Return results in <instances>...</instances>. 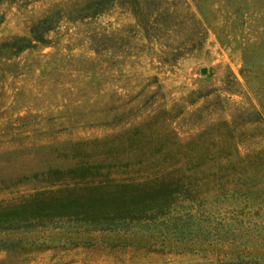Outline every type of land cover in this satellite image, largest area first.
Listing matches in <instances>:
<instances>
[{"label":"rangeland","instance_id":"1","mask_svg":"<svg viewBox=\"0 0 264 264\" xmlns=\"http://www.w3.org/2000/svg\"><path fill=\"white\" fill-rule=\"evenodd\" d=\"M62 97L69 111L56 108ZM231 145L239 157L264 154V0H0V179L84 160L112 172L186 170L184 158H236ZM45 185L0 180V207ZM40 231L16 237L40 243ZM2 246L0 264L234 259L100 242Z\"/></svg>","mask_w":264,"mask_h":264},{"label":"trees","instance_id":"2","mask_svg":"<svg viewBox=\"0 0 264 264\" xmlns=\"http://www.w3.org/2000/svg\"><path fill=\"white\" fill-rule=\"evenodd\" d=\"M61 99L56 108L69 111L68 99ZM232 147L236 158L225 151L207 153L201 162L199 157L184 158L193 165L186 170L112 172L103 171L102 161L84 160L68 169L6 174L8 179L1 181L33 180L45 183L46 190L35 187L24 201L0 207V232L6 234L2 248L30 244L42 250L100 242L153 252L216 250L233 255L226 264L264 262V219L257 218L263 209L258 201L264 190V154L243 158ZM228 148L230 144L224 150ZM121 162L113 159L109 165ZM40 230L49 234L40 243L16 237Z\"/></svg>","mask_w":264,"mask_h":264},{"label":"water","instance_id":"3","mask_svg":"<svg viewBox=\"0 0 264 264\" xmlns=\"http://www.w3.org/2000/svg\"><path fill=\"white\" fill-rule=\"evenodd\" d=\"M202 73H205V70H203Z\"/></svg>","mask_w":264,"mask_h":264}]
</instances>
